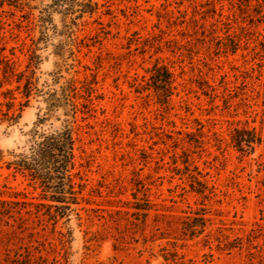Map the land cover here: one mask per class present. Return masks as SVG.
I'll return each instance as SVG.
<instances>
[{
	"label": "rangeland",
	"instance_id": "rangeland-1",
	"mask_svg": "<svg viewBox=\"0 0 264 264\" xmlns=\"http://www.w3.org/2000/svg\"><path fill=\"white\" fill-rule=\"evenodd\" d=\"M52 1L0 0V94L14 90L18 108L21 94L16 77L6 81L8 66L33 76L40 90L58 73L93 87L94 111L80 122L76 150V172L88 186L68 218L22 213L9 225L0 221V264H251L246 249L220 253L207 241L220 227L247 242L255 223H264V145L242 156L232 143L237 128L264 134V0L244 15L229 0H214L216 15L212 0H93V13L73 15ZM234 11L248 32L232 54L222 45L235 35L214 40L209 31L220 13L236 27ZM157 62L176 75L167 104L142 89ZM45 108L43 97L33 96L17 124L0 122V200L23 193L40 201L41 190L7 164L27 154ZM51 123L62 125L52 118L43 127ZM186 133L203 135L198 150L174 147ZM187 168L207 183L205 197L191 191ZM135 195L154 205L146 227L128 222ZM198 214L209 221L192 237L185 224ZM253 240L264 242V231ZM253 264L264 261L256 256Z\"/></svg>",
	"mask_w": 264,
	"mask_h": 264
},
{
	"label": "trees",
	"instance_id": "trees-1",
	"mask_svg": "<svg viewBox=\"0 0 264 264\" xmlns=\"http://www.w3.org/2000/svg\"><path fill=\"white\" fill-rule=\"evenodd\" d=\"M253 1L229 0L233 9L236 10L238 8L243 15L249 13ZM255 1L258 5H261L260 0ZM52 5L65 15L93 13L98 6L93 0H53ZM210 6H212V12L216 15L214 0L210 2ZM234 14L232 22L237 25L236 27L231 23L229 17L227 21H224L222 19L223 15L220 13L218 14L219 20H216V23L212 24L209 31L211 38L222 41L227 40V37L233 33L234 37H236L233 44L224 43L222 45L227 52L230 51L232 54L237 52L241 42L245 39V34L248 32V28L239 24V18L235 11ZM260 19L264 20V15H261ZM219 24L226 29L224 38L218 34L221 31ZM226 26L229 27L227 28ZM246 40L248 41L249 39ZM187 44L189 43L187 42ZM150 73V78L146 85L142 86V89H152L160 103H169L175 93L174 91L177 89L174 71L169 66L157 62ZM5 75L8 83L9 79L16 77V82L18 83L16 90L21 94V101H19L18 108H16L18 98L15 96L14 90H7L0 94V97L3 96L5 99L4 102L0 103V122H7L10 125L17 124L22 118L24 110L29 107L33 96H42L46 103V108L45 113L38 116L27 154H19L15 156L12 162L7 164L9 169L13 168L15 173H20L28 179L34 190H41L39 194L40 199L37 198L40 201L35 202V198L29 201L27 194L23 193H15V196H13L15 200H0V221H4V223L9 225V219H14L16 214L20 215L22 213L36 215L37 218L45 215L50 220L56 222L59 218H68L73 211L72 206L79 204L80 195L83 194L88 186L83 182L84 179L80 171L76 172V150H79L78 132L82 128L80 122L87 121L94 111L91 107L93 104L91 95L94 89L92 86H89L87 81H80L76 78L65 80L60 73L53 76L52 85L42 90L36 86L33 76L26 75L25 73H16L13 67L8 66V71L5 72ZM4 84L5 82L0 79V89ZM79 84L82 85L81 88L88 95L87 98L81 95V88H78ZM208 87L210 88L211 86L208 84ZM263 94L259 92L260 96H263ZM79 99H84L85 102L78 103ZM59 112L61 115L57 114ZM79 114L82 116L79 117ZM52 118L61 121L62 125L60 128H54L52 123L49 128L43 127ZM262 124H264V119H262ZM193 136L198 135L186 133L182 138H172L174 147L176 149L181 148L182 150H198L201 144H203V135L198 136V139ZM232 143L242 156H248L254 153L257 147L264 145V134L256 128H237L232 134ZM2 159L3 151L0 148V163ZM185 163L187 164L188 161L186 160ZM261 165L264 170V163ZM187 171L191 191L205 197L210 189L207 183L201 180V174H195L189 168H187ZM21 195L24 200H18V197ZM135 200L132 204L135 212L131 214L134 217V221L128 220V222L133 226H137L139 225L138 222L141 221L143 226L146 227L145 220L154 205L148 198L144 200L135 198ZM91 210L92 212L100 211V209ZM198 215L185 224V230L190 232L192 237L202 235L209 221L205 217V214ZM102 218L105 219L104 217ZM109 223L110 221H107L105 224L109 225ZM261 231H264V223H255V228L246 236L247 242H245L243 238L230 239L229 236L224 234L223 228L219 227L214 233L209 234L207 242L209 244L216 243V249L220 253L230 254L235 250L242 251L246 249L249 256L253 259L251 264L254 263L256 256L263 262L264 242L255 244L253 240L257 238L258 232ZM114 237L117 243H121L124 240L123 236ZM145 241L146 236L144 237Z\"/></svg>",
	"mask_w": 264,
	"mask_h": 264
}]
</instances>
